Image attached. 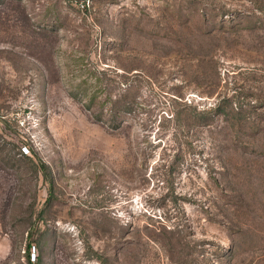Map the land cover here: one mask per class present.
Masks as SVG:
<instances>
[{
	"label": "rangeland",
	"instance_id": "374dc122",
	"mask_svg": "<svg viewBox=\"0 0 264 264\" xmlns=\"http://www.w3.org/2000/svg\"><path fill=\"white\" fill-rule=\"evenodd\" d=\"M28 258L264 264V0H0V264Z\"/></svg>",
	"mask_w": 264,
	"mask_h": 264
},
{
	"label": "trees",
	"instance_id": "16d2710c",
	"mask_svg": "<svg viewBox=\"0 0 264 264\" xmlns=\"http://www.w3.org/2000/svg\"><path fill=\"white\" fill-rule=\"evenodd\" d=\"M218 111H220V109H218ZM230 113H232L233 114V116L231 117V118H234V115L236 114V115H241L242 114V110L240 109V108H238V109H235V108H233V106H231V110H230ZM229 113V114H230ZM242 117V116H241ZM240 120V119H239ZM44 165V164H43ZM44 167V166H43ZM30 250V249H29ZM28 262H29V264H32L31 262H30V260H29V258H28Z\"/></svg>",
	"mask_w": 264,
	"mask_h": 264
}]
</instances>
